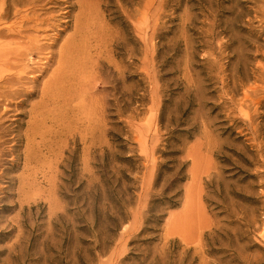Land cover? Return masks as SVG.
I'll use <instances>...</instances> for the list:
<instances>
[{
    "label": "rangeland",
    "instance_id": "rangeland-1",
    "mask_svg": "<svg viewBox=\"0 0 264 264\" xmlns=\"http://www.w3.org/2000/svg\"><path fill=\"white\" fill-rule=\"evenodd\" d=\"M42 6L91 47L0 99V264H264V0Z\"/></svg>",
    "mask_w": 264,
    "mask_h": 264
},
{
    "label": "bare ground",
    "instance_id": "bare-ground-1",
    "mask_svg": "<svg viewBox=\"0 0 264 264\" xmlns=\"http://www.w3.org/2000/svg\"><path fill=\"white\" fill-rule=\"evenodd\" d=\"M23 5L26 7H0V99L9 102L20 94L32 95L30 89L25 88L26 84L35 83L55 65L56 70L53 67L54 71H50L42 89L40 88L41 101L39 110L32 114L34 120L38 115L45 114L42 109L46 102L60 96V87L74 81L78 71L83 70L85 58L78 55L80 50L86 51L87 48L86 52L89 53L91 46L86 45V31L90 25L82 16L84 10L80 7V12L72 16L73 33L65 34L66 37L59 43L66 28L56 31L54 35H47L54 26L51 11L43 6L36 7V0H26ZM28 75L31 76L27 77ZM78 105L81 106L80 103ZM39 126L41 127V123L36 124L35 128L38 129ZM31 132L35 134V131Z\"/></svg>",
    "mask_w": 264,
    "mask_h": 264
}]
</instances>
